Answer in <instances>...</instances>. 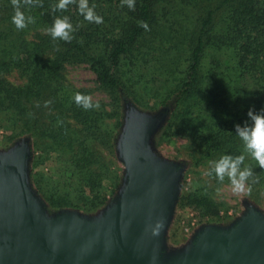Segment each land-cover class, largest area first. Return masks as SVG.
<instances>
[{
	"label": "trees",
	"instance_id": "obj_1",
	"mask_svg": "<svg viewBox=\"0 0 264 264\" xmlns=\"http://www.w3.org/2000/svg\"><path fill=\"white\" fill-rule=\"evenodd\" d=\"M57 2L41 0V6H22L25 15L35 19L28 25L34 30V38L24 53H16L9 40L13 6L11 0H0V107L9 126L30 135L32 149L42 152L30 159L29 178L35 191L47 201L48 211L73 205L72 198L83 195V185L98 190L102 176L114 188L119 183L118 173L100 147L114 151L123 106L130 100L143 106L131 94L133 86L119 65L127 53L141 59L144 52L145 59L153 50L163 67L184 73L160 102L166 112L173 110L161 135L172 130L187 135L196 164L218 160L225 154H245V165L253 169L256 178L250 196L257 202L264 192V169L244 153L235 125L242 126L246 121L239 107L236 109L237 102L240 106L246 101L256 112L264 108V0H135L134 10L122 5L121 0H89L103 17L101 24L86 21L76 4L69 5L67 11L53 12L51 6ZM186 11L194 16L190 27L181 18L172 17ZM56 16L70 17L77 28L70 43L53 41L47 33ZM140 22H147L150 30L142 28ZM203 59L210 60L207 68L202 67ZM77 61L89 64L99 86L111 98L113 112L101 103L98 109L90 110L75 103V94L87 91L66 83L62 70L65 63ZM14 69L26 78L23 85H13L6 79ZM231 69L233 77L229 73L227 79L235 85V103L229 106L220 98L226 88L216 87L215 97L202 87V79L210 85L214 78L221 77L218 70L228 73ZM45 101H51L48 107ZM201 105H206V111H196ZM111 116L114 122L106 124ZM15 138L11 137V143ZM51 152L62 162L61 183L70 189L65 196L46 189L42 173L35 170ZM202 189L199 185L187 194L181 192L178 203L189 201L205 212L215 213L213 202L201 193ZM105 200L104 193L99 194L87 207L94 211Z\"/></svg>",
	"mask_w": 264,
	"mask_h": 264
},
{
	"label": "water",
	"instance_id": "obj_2",
	"mask_svg": "<svg viewBox=\"0 0 264 264\" xmlns=\"http://www.w3.org/2000/svg\"><path fill=\"white\" fill-rule=\"evenodd\" d=\"M123 108L115 146L123 176L95 215L48 211L30 182L27 139L0 150V264H264V213L254 205L229 224L200 226L185 245H167L184 165L153 146L166 109Z\"/></svg>",
	"mask_w": 264,
	"mask_h": 264
},
{
	"label": "rangeland",
	"instance_id": "obj_3",
	"mask_svg": "<svg viewBox=\"0 0 264 264\" xmlns=\"http://www.w3.org/2000/svg\"><path fill=\"white\" fill-rule=\"evenodd\" d=\"M172 17L174 19H177L178 17L181 18L188 26L194 18L192 11L174 13ZM9 36L10 44L12 46L11 48H13L12 50L16 53H24L29 47L30 41L34 38V30L32 31L29 26L23 30H17L13 25L9 32ZM141 55L143 58L139 59L136 57L135 53H127L125 58L123 56L119 69L122 72V75L128 80V83L133 86L131 94L135 96L139 102L143 104V106L134 100H130V102L140 110L155 113L164 109L160 106V102L170 92L174 85L180 79H183L184 73L178 74L181 70L177 73L174 71L170 72L169 67H163L162 64H160L161 62L157 60L158 55L155 50H153L150 54L148 53L145 59L144 52ZM209 62L210 60L203 59L202 63L204 66L202 67L207 68V66L210 65ZM183 64L187 65V61L183 60ZM232 70L233 69H231L228 73L218 70L219 76L221 77L214 78V82L210 85L207 84L205 79H202V87L208 88L211 95L214 96L216 92L214 90L216 87L223 85L227 91H225L224 94H221L220 98H223L229 106H232L235 103V92L232 90V86L234 87L235 85L232 81L229 82L227 79V74L229 73L231 74V77H233L234 72ZM62 71L66 83L74 88L86 90L87 92L85 95L90 96L93 102H99L103 104L108 112H113L111 98L108 93L99 86L96 76L90 69L88 63L83 61L67 62L64 64ZM138 78L142 81L141 84L140 81L137 80ZM6 79L13 85H23L26 81V78L21 76L15 69L6 75ZM249 105L246 101L241 103L240 106L238 105V102L236 104V109L238 110L239 107L240 112L246 121L249 119L247 116V112L250 109ZM198 107L201 108H197L196 111H206V105ZM216 109H218V107ZM172 111L173 110L166 112L165 122L153 137V146L157 154L161 157L167 160L180 162L184 165L180 180L178 198L181 192L187 194L188 192L193 191V189L199 187V185H202L203 189L201 193L207 195L213 202L216 212H205L195 203H191L189 201H182L178 203L177 198L172 219L167 229V245L174 248L185 245L191 239L196 229L202 225L229 224L231 221L243 214L248 205H254L264 213V192L259 194L257 202H253L251 200L252 196H250V193L246 191L239 193L234 192L227 178H225L223 183H219L214 177L205 175L210 167L209 161L197 164L194 162V158L191 157L192 148L189 146L190 138L187 135L175 133L174 130L169 131L167 135H161L163 132L161 133L160 130L168 125ZM123 117L124 108L122 107V121ZM114 120L115 117L111 116L106 119L105 122L110 125L114 122ZM77 126H79V124H77ZM121 126L122 123L115 138V146ZM11 137H16L12 143ZM21 139H27L29 142L32 152L31 158L34 155L42 154L40 150L34 151L32 149V138L30 135L20 134L17 127L9 126L8 120L6 119L4 112L1 111L0 107V150L7 149L9 146ZM115 146L113 152L108 151L104 147H100V151L106 160L111 161V168L119 175V183L116 187L114 188L108 178H104L102 176L100 181L101 187H99L98 190L92 188L91 185H83V195H77L72 198V202H74L73 205L61 207L57 210L72 209L86 215H95L110 199L113 198L120 186L123 176V164L117 159ZM56 155L57 154L55 152L49 153V155L35 167V170L42 173L46 181V189L53 193L65 196L70 192V189L66 188L61 183L62 176L60 173L63 167L62 162L59 159H56ZM103 193L106 199L105 203L102 206L97 207L94 211L89 209V206L87 207V205L92 200H97L98 195H103ZM39 195L42 197L47 207V201L41 194Z\"/></svg>",
	"mask_w": 264,
	"mask_h": 264
},
{
	"label": "clouds",
	"instance_id": "obj_4",
	"mask_svg": "<svg viewBox=\"0 0 264 264\" xmlns=\"http://www.w3.org/2000/svg\"><path fill=\"white\" fill-rule=\"evenodd\" d=\"M122 5H127L129 9L135 8V0H121ZM76 4L79 13L89 23L101 24L103 17L95 11V5H89V0H58L51 6L53 12H64L68 6ZM13 6V15L11 21L17 30L25 29L29 24L35 22L34 17L26 16L22 11V6H41V0H11ZM140 26L149 31L147 22H140ZM78 27V26H77ZM77 30L71 23L68 16H56L52 26L47 29V33L53 41H64L70 43L74 39L73 33ZM59 50V49H57ZM75 103L85 110L98 109L99 102L93 103L90 96L76 93ZM51 101H45L44 106L48 107ZM39 107V104H37ZM31 115V114H30ZM248 121L243 125H235V134L241 140L244 146V153L258 162L260 168L264 169V108L256 112L249 109L247 112ZM246 155H222L218 160L211 161L210 167L205 175L214 177L219 183H223L225 178L228 179L234 192L251 193V185L256 182L255 174L250 166L245 165ZM163 228V221L159 220L152 228L153 235H158Z\"/></svg>",
	"mask_w": 264,
	"mask_h": 264
}]
</instances>
